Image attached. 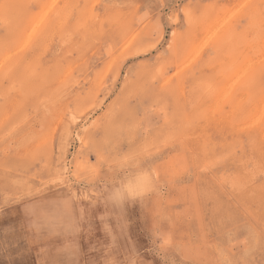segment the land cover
<instances>
[{
    "label": "rangeland",
    "instance_id": "rangeland-1",
    "mask_svg": "<svg viewBox=\"0 0 264 264\" xmlns=\"http://www.w3.org/2000/svg\"><path fill=\"white\" fill-rule=\"evenodd\" d=\"M263 84L264 0H0V264H264Z\"/></svg>",
    "mask_w": 264,
    "mask_h": 264
},
{
    "label": "bare ground",
    "instance_id": "bare-ground-1",
    "mask_svg": "<svg viewBox=\"0 0 264 264\" xmlns=\"http://www.w3.org/2000/svg\"><path fill=\"white\" fill-rule=\"evenodd\" d=\"M214 32H215V31H214ZM125 40H126V39H125ZM125 40H124V41H125ZM131 40H132V38H131ZM126 41H127V40H126ZM126 41H125V42H126ZM125 42H124V43H125ZM136 42H137V41H136ZM119 43H120V42H119ZM119 43H118V44H119ZM124 43H123V44H124ZM123 44H121V45H123ZM134 44H136V43H134ZM134 44H133V45H134ZM137 46H138V45H137ZM119 47H120V46H119ZM130 47H134V46H130ZM125 48H126V47H125ZM129 49H130V48H129ZM121 50H122V49H121ZM122 51H123V50H122ZM128 51H129V50H128ZM140 54H142V53H140ZM136 56H137V55H136ZM181 70H182V69H181ZM263 85H264V84H263ZM263 85H262V86H263ZM263 100H264V98H263ZM261 104H262V103H261ZM258 106H260V104H259ZM263 107H264V106H263ZM257 108H258V107H257ZM261 112H262V111H261ZM263 114H264V112H263ZM262 117H263V115H262ZM263 120H264V119H263ZM263 123H264V122H263ZM258 129H259V128H258ZM81 133H82V132H81ZM102 142H103V141H102ZM220 258H221V257H220Z\"/></svg>",
    "mask_w": 264,
    "mask_h": 264
}]
</instances>
